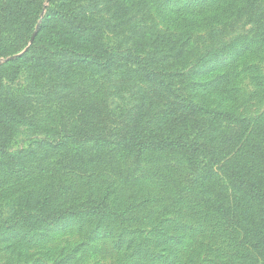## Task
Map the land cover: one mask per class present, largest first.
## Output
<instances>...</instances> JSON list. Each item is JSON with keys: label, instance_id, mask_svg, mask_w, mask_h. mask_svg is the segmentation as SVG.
<instances>
[{"label": "trees", "instance_id": "trees-1", "mask_svg": "<svg viewBox=\"0 0 264 264\" xmlns=\"http://www.w3.org/2000/svg\"><path fill=\"white\" fill-rule=\"evenodd\" d=\"M74 1L0 0V58L15 55L0 62V201L12 204L8 219L31 227L72 217L124 223L134 205L111 203L115 178L157 188L144 202H169L197 219L212 211L224 220L215 224L235 220V200H246L237 201L244 232L264 245V112L246 119L230 110L229 73L211 87L192 76L199 69L188 57L201 36L191 37L193 26L178 29L168 0H160L159 20L138 9L145 16L138 30L129 25L123 45L103 41L101 24ZM86 66L126 94L119 104L111 106L100 82L90 87L71 75ZM39 122L50 124L46 136L10 151L14 125L39 130ZM145 156L156 164L140 167Z\"/></svg>", "mask_w": 264, "mask_h": 264}, {"label": "rangeland", "instance_id": "rangeland-1", "mask_svg": "<svg viewBox=\"0 0 264 264\" xmlns=\"http://www.w3.org/2000/svg\"><path fill=\"white\" fill-rule=\"evenodd\" d=\"M76 1L85 7L93 23L101 24L99 35L110 44L121 40L123 45L125 37L133 30L131 27L128 31L129 25L138 30L145 16L140 17L138 9H145L159 20L156 9L160 8V0ZM167 5L181 17L178 29L193 26L191 37L201 36L200 47L188 57L189 67L199 69L193 71L192 76L209 82L211 87L219 75L229 73L225 91L230 92L225 101L230 110L246 119L264 112V0H168ZM133 15L135 18L131 22ZM160 17H163L161 13ZM117 23L121 26L106 28ZM137 38L138 33L133 40ZM125 47L138 48L134 42H126ZM199 55L204 59L197 60ZM5 59L0 58V62ZM79 73L88 86L100 82L106 87L105 94L111 106L120 103L121 95L126 96L112 86L107 75L94 67L71 71L72 76L80 79ZM20 81L23 84L28 81L25 69ZM204 91L199 90V94ZM3 93L7 95L8 91ZM37 124L39 130L27 123L15 124L8 143L10 151L45 137L42 129L49 128L50 124ZM146 163L156 164L149 156H145L140 167L146 168ZM113 180L115 178L110 179L108 192L111 203L134 205L129 215L134 218L124 223L117 219L72 217L52 224L24 226L13 221L15 218L8 219L12 204L7 199L0 201V264H264V245L258 247L244 232L247 220L242 212L239 213L238 205L246 200H235V220L215 224L217 216L212 211H209V219L205 212L199 219L194 215L189 217L169 202H144L147 195L157 193V188ZM214 200L211 198L210 204H216Z\"/></svg>", "mask_w": 264, "mask_h": 264}]
</instances>
